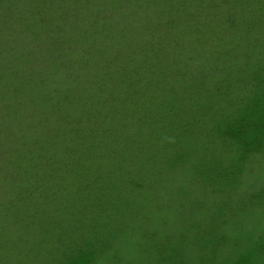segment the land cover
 I'll list each match as a JSON object with an SVG mask.
<instances>
[{
	"label": "trees",
	"instance_id": "16d2710c",
	"mask_svg": "<svg viewBox=\"0 0 264 264\" xmlns=\"http://www.w3.org/2000/svg\"><path fill=\"white\" fill-rule=\"evenodd\" d=\"M45 1L48 0H42ZM245 1L249 5L259 3L263 11L258 12V4L248 9L236 5L237 9L247 10L245 17L249 26L241 40L229 32V40L236 43L228 46L227 42L222 41V35H217L211 38L214 43L213 48L207 50V58L201 57L202 51L189 53V62H199L198 70L190 81L195 84L191 88L203 92L204 100L185 94H175L172 98L167 94L160 95V84L154 74L157 69L160 70V56L157 54L151 58L146 55L142 59L137 57L140 62L131 65L125 61L121 38L119 44L114 43L116 48L111 50L118 52H110L108 56L97 52L102 55L101 61L107 67L103 77L107 72L120 70L119 75L114 76L119 77L116 81L120 86L129 88L137 101L133 102L132 109L123 111L119 107L117 94L114 99L118 112L110 111L109 115L105 114L99 119H80V134L75 136L76 131L70 133L72 140L69 138L71 143L68 144L67 155H63L64 148L57 150L56 145L49 144L48 140L39 146L57 156L64 164V169L58 170L57 165H43L47 161H35L34 167L41 170L43 181L54 178L55 184L63 179L76 183V178H79L80 188H84L87 195L83 200L76 197L72 203H61L57 199L45 206H33L30 221L20 217V210L16 211L13 235L16 242L11 250L12 255L7 256L11 258L6 262L13 264L18 259L16 264H35L37 256L31 249L34 248V239L42 234L44 237L41 238L49 240L50 245L58 246L60 256L64 257L52 259L45 253L47 264H196L198 258L203 259L201 264H209L206 258L212 256L203 251L206 244L216 247L214 255L218 256L229 254L232 243L237 248L245 244L237 258L229 259L233 252L219 262H215L217 258L213 257L212 264H222L223 261V264H264V252H261L264 238H255L239 227L240 223L262 214L264 207V153H258V149L263 150V139L258 138V132L264 133V107L261 106L264 100V88L261 87L264 85V63H256L258 52L253 45L257 43L264 48V33L259 36V41L254 42L250 41L248 35L251 29L250 36L263 29L259 26H264V0L241 2ZM201 2L193 0L188 3L194 8H202ZM91 3L95 10L110 7L119 15L129 8L121 5L119 0H88L87 6ZM232 3L226 0L223 9L230 16L237 17L236 10L230 8V5H234ZM203 4L202 15L201 11L198 12L202 20L207 15L212 17L221 13L213 0ZM37 5H34L35 8H43ZM2 7L3 1H0V9ZM10 8L14 10V7ZM179 16L174 18L178 19ZM111 18L115 16L103 19ZM2 26L0 22V33ZM195 29L193 36L202 41H198L197 45L205 49L204 29ZM45 31L50 36L47 26ZM212 31L218 32L216 29ZM77 42L85 43V48L95 47L89 41V35L87 41ZM44 44L33 55L24 52L26 44L21 45L18 51L20 59L14 60L15 64L5 65L0 57L1 75H5L6 71L11 74L12 69L19 72L31 67L40 53L49 57L58 56L55 42ZM17 47L0 40V55H5L9 49L16 51ZM128 66H131L130 73L125 72ZM145 73L152 74L155 83L150 82V77ZM145 103L151 109H147ZM153 105L155 109H152ZM185 106L190 109L191 119L184 115L182 117L180 111ZM175 113L183 122L181 130L170 127L174 126ZM87 129L89 132L86 133ZM97 149L103 151L100 157ZM95 158L92 171L88 174H92L90 177L93 180L88 182L87 177H77L79 173L84 174L80 161L87 163ZM172 158L174 162L170 164H179L180 169L179 176L178 171L174 170V178L184 174L186 180L177 183L172 196L160 198L158 191L156 194L152 192V182L161 177V164L167 167ZM21 163V160L17 162ZM126 175L138 187L143 186L144 195L137 193L133 196L118 189L122 176ZM148 179L151 181L147 182ZM80 202H83V207L77 209ZM73 203L75 206H72ZM260 230L263 231L264 226ZM43 232L49 233L50 238ZM170 235L173 241L168 239ZM2 243L10 245L5 241ZM224 245L230 246L226 248ZM258 247L260 253L254 256ZM137 249L138 261L133 258L136 256L126 254ZM141 253L144 261L138 256ZM146 254L148 256L144 257Z\"/></svg>",
	"mask_w": 264,
	"mask_h": 264
},
{
	"label": "rangeland",
	"instance_id": "374dc122",
	"mask_svg": "<svg viewBox=\"0 0 264 264\" xmlns=\"http://www.w3.org/2000/svg\"><path fill=\"white\" fill-rule=\"evenodd\" d=\"M0 1H3V7L0 9V22L1 26L3 25L0 40L8 42L9 46L18 45L16 51H13L16 53L9 49L5 55H0L2 63L4 62L5 65L15 64L14 60L20 59L19 47L24 44L27 45L26 49L23 48L24 52L33 55L38 51L40 45L43 43L49 45L53 41L57 45L56 52L58 53V56L53 57L40 53L31 67H26L19 72H13L12 69L11 74H7V71L5 75H1L3 71L0 73V92H3L0 96V264H9L6 259L11 258H7V256L12 255L11 250L16 242L13 239L14 213L16 211L20 210V217L30 221L33 218L31 214L33 206H45L44 204L52 202V200L57 201V199L61 203L64 201L72 203L76 197L83 200L87 195L85 189L80 188L79 178H76V183L63 179L55 184L54 178L43 181L41 170L34 167L35 161H47L43 165H57L60 168L58 170L64 169V164L58 160L57 156L39 148V146L48 140L49 144L56 145L57 150L64 148L65 154L63 155H67L68 144L72 140L70 133L76 131L75 136L80 134V119L82 121L92 117L99 119L105 114L109 115L110 111L118 112L115 108L118 104L114 99L115 96H118L117 94H119L120 100L118 101L119 107L123 111H127V108L132 109L133 102L137 101L132 97L129 88L124 85H122L124 87L120 86L116 81L119 80V77L115 78L114 76L117 77L120 70L115 69L107 72L105 78L103 77L107 67L101 61L102 55L97 52L106 56L110 52H118L111 50L116 48L114 43L118 42L119 44V38H121L120 46L125 51V61L131 65L140 62L137 57L142 59L146 55L151 58L153 54H157L160 56V70L157 69L154 74L160 84L158 87L160 95L167 94L172 98L175 94H185L204 100L206 97L203 92L191 88L195 84L190 81L198 70L199 62H197L198 60L189 62L191 61L189 53L196 54L202 51L201 57L207 58L208 51L213 48L214 40L211 38L222 35L224 38L222 41L227 42V45L230 46L231 43L237 41L229 40V32L233 33L232 36L240 38L239 40L243 35H246L245 32L249 26L245 17L247 10L237 9L236 5L248 9L258 4L260 8L258 12L263 11L259 3L249 5L246 1L243 3L242 0H231L234 5H230V8L232 11L236 10L235 15H237V17H232L229 12L223 9L226 0H213V3L221 9V13L212 17L207 15L202 20L198 16V12L203 9V2H208V0H202V8H194L188 3L193 0H119L121 5L129 6L128 10L120 15L116 10H110V7L101 8L99 11L93 8L92 3L88 7V0ZM5 3L14 7V10L8 5L5 6ZM31 4L33 6L38 4L43 8L39 9L35 6L33 8ZM114 5L118 8V5L115 3ZM30 8L33 9L30 11ZM178 15H180L179 18L175 19L174 16ZM110 16H115V18L103 19ZM46 26L50 36L45 31ZM196 27L204 29L203 42L206 45V50L197 45V42L201 41L199 36H197L199 38L197 40L193 36V32L196 33ZM259 27L264 29L262 25ZM212 29H216L218 32H214ZM263 29L255 31L256 34L250 36L251 29L248 33L250 41H259L261 39L259 36L264 33ZM88 35L89 41L95 47L85 48V43L78 44L77 40L87 41ZM253 45L258 52L256 63H264V48L259 47L257 43ZM22 63L24 62L22 61ZM226 63L227 58L224 65ZM129 67L131 66H128L125 72L130 73L131 68ZM148 73H145L150 77L148 80L155 83L152 74ZM126 85L128 86V84ZM261 87L264 88V85ZM238 98L242 97L238 96ZM145 106L147 109H151L147 103ZM261 106L264 107V100ZM152 109H155L154 105ZM180 112L182 117L192 118L190 109L186 106ZM173 122L174 126L169 125L171 129L181 130L183 122L178 113L174 114ZM87 132H89L88 129ZM93 133L96 138L95 130ZM258 138L263 139V150L262 148L261 151L258 149V153L261 154L264 153V133L258 132ZM96 152L99 157L103 155L102 149H97ZM19 160L22 161L21 164H17ZM95 160L96 158L91 159L87 163L81 160L80 166L84 174L79 173L77 177H87L88 182L93 180L90 177L92 174H88L92 171ZM171 162H174L173 158L167 167L161 164V177L152 182L151 190L155 194L158 191L160 198L172 196L177 188V183H184L186 180L184 174L180 178H174V173L176 174L174 170L178 171L177 175L179 176L180 169L179 164L173 166L170 164ZM126 176H122L123 179L118 189L133 196L137 193L144 195L143 186L138 187ZM150 181L151 179H148L147 182ZM46 185L49 187L45 188ZM51 185L52 189H50ZM72 206H75V203ZM82 207L83 202H80L77 209ZM261 212L262 214H258L251 221L240 223V229L251 233L255 238H264V230H260L264 226V207ZM44 222L46 221L44 220ZM43 234L48 238L51 236L46 232ZM42 236V234L39 235L40 238ZM39 237L34 239V248L31 249L37 256V259L34 260L37 262L35 264H47L45 253H48V258H64L60 256L58 246L50 245L46 238H41L40 241ZM168 239L174 240L172 235ZM3 241L10 245H4ZM243 245L245 244H241L237 248L232 243L229 254H223L221 249L223 255L218 256L214 255L217 251L216 247L206 244L203 251L212 256V258H206L209 264H212L213 257L217 258L215 262H219L233 252L234 254L230 255L229 259L235 260L242 251ZM224 246L227 248L230 245ZM44 249L46 252H43ZM257 249L254 256L260 253V247ZM136 252L139 253V250L126 254L130 257L136 256L133 258L138 261ZM261 252H264V248ZM138 256L143 259V253ZM23 257L25 256H15V258ZM198 259L195 261L196 264L203 263L202 258ZM16 262L18 259L13 264ZM230 264L236 263L230 262Z\"/></svg>",
	"mask_w": 264,
	"mask_h": 264
}]
</instances>
